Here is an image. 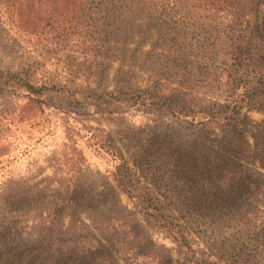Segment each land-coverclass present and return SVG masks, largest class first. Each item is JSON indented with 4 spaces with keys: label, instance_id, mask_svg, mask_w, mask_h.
Here are the masks:
<instances>
[{
    "label": "rangeland",
    "instance_id": "rangeland-1",
    "mask_svg": "<svg viewBox=\"0 0 264 264\" xmlns=\"http://www.w3.org/2000/svg\"><path fill=\"white\" fill-rule=\"evenodd\" d=\"M76 1L0 0V72L50 89L28 104L14 82L0 83V248L20 252L12 264H36L43 237L50 264H264L249 230L215 229L183 206L263 202L264 212V188L255 199L223 181L239 186L240 166L264 174L242 149L247 140L264 151V9ZM237 93L250 104L231 126L171 113ZM137 200L179 224L193 253L149 224ZM230 240L248 249L230 251Z\"/></svg>",
    "mask_w": 264,
    "mask_h": 264
},
{
    "label": "trees",
    "instance_id": "trees-1",
    "mask_svg": "<svg viewBox=\"0 0 264 264\" xmlns=\"http://www.w3.org/2000/svg\"><path fill=\"white\" fill-rule=\"evenodd\" d=\"M257 8L264 9V0H249ZM67 6L75 5L76 0H67L65 2ZM9 9V7L7 8ZM9 21L12 22V25H15V13L12 11L8 12ZM17 27V24H16ZM9 81L14 82L21 91L24 92L23 96L27 99L28 104H40L45 102L49 98L50 89L45 85L37 84L30 82L28 80H22L17 76H14L10 72H0V83L6 84ZM147 97H143L142 101H145ZM150 103H154L151 99ZM250 104V100L242 94L230 95L228 101L224 104H212L203 110L197 112H188L182 106H175L171 109L173 116L177 118H190V122L203 128L208 122L219 123L225 126H231L235 122V117L239 109H241L242 104ZM3 116V119H7V115L4 112L0 113ZM246 122V120L244 121ZM264 141V138L262 139ZM254 141V140H253ZM244 147L243 151L249 153V160L251 165H257L259 168L264 169V151L260 150V145L257 142L253 144L249 143L247 140L242 141ZM240 173L242 176L240 178L239 186L235 187L232 184L233 179L229 175L224 178V184L227 186L230 194H235V190L244 191L249 194L252 198L257 199L258 195L261 192V189L264 188V174L258 171H250L247 166H240ZM232 172V171H230ZM261 181V182H260ZM259 202V201H258ZM263 202H259V207L254 206L253 203H247L244 205L240 204H222L218 202L211 203H188L183 206L189 208L191 212L200 217V219L205 222H209L212 227L219 230H249L252 236L255 237V240H260L264 243V212ZM135 207H138L143 215L146 217V220L153 227H156L160 232H170L176 236V242L179 245L180 249H184L186 254L193 253L190 245L185 241L180 225L176 223L172 224L162 219L160 211L157 208L148 206L141 200L136 201ZM224 209H227L225 212ZM52 223V222H50ZM7 234L6 229H2L1 234ZM10 234V233H9ZM12 235V234H11ZM3 235L1 239L6 241L7 237ZM42 249L37 253L33 260L36 261V264H50L51 263V251L48 246L51 244L48 238H42L40 240ZM225 245L224 242H220V246ZM226 248L230 251H237L240 249H248L245 242H234L230 240L229 244L226 245ZM185 254V253H184ZM20 257V252H14L10 248H0V264H12L14 259ZM35 264V263H34ZM93 264V263H91ZM208 264H214L209 262Z\"/></svg>",
    "mask_w": 264,
    "mask_h": 264
}]
</instances>
